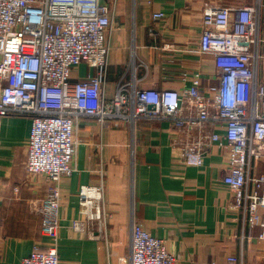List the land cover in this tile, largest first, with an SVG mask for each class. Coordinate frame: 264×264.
<instances>
[{
	"label": "built area",
	"instance_id": "2783aa9c",
	"mask_svg": "<svg viewBox=\"0 0 264 264\" xmlns=\"http://www.w3.org/2000/svg\"><path fill=\"white\" fill-rule=\"evenodd\" d=\"M117 0H0V124L6 116L30 119L26 172L43 175L48 186L37 205L40 233L49 242L36 246L20 264H60L57 254L59 181L75 170V128L93 120L99 128L137 120H167L172 147L186 166L199 167L212 147L226 149L222 182L230 207L245 226L264 237V38L260 16L264 0L250 4L205 3L196 53L213 59L216 79L202 84L200 72L183 71L189 86L141 88L135 79L117 83L107 96L110 34ZM164 14L155 11L154 21ZM93 69L72 81L79 64ZM1 129V128H0ZM80 218L71 228L105 239L109 215L103 184L81 185ZM129 264H176L163 239L131 223ZM233 256L227 264H236Z\"/></svg>",
	"mask_w": 264,
	"mask_h": 264
},
{
	"label": "crops",
	"instance_id": "0c3cea01",
	"mask_svg": "<svg viewBox=\"0 0 264 264\" xmlns=\"http://www.w3.org/2000/svg\"><path fill=\"white\" fill-rule=\"evenodd\" d=\"M250 4L252 0H117L110 34L107 96L117 83L135 79L141 88L189 86L185 71L202 75V84L216 79L212 57L196 53L205 3ZM161 11L162 20L152 14ZM264 38V9L260 16ZM93 69L79 64L71 80H83ZM259 80L264 72L259 71ZM184 84V85H183ZM0 264H20L49 239L40 233L37 205L47 180L26 172L30 119L6 116L0 124ZM173 126L167 120L99 128L82 120L72 164L75 170L59 181L61 193L57 254L60 264H129L131 223L141 224L163 239L176 264H264L261 228L244 225L229 204L231 192L222 182L226 149L212 147L199 167L186 166L172 147ZM264 174V161L255 165ZM103 184L104 209L110 216L105 239H92L71 228L79 219L81 185Z\"/></svg>",
	"mask_w": 264,
	"mask_h": 264
}]
</instances>
